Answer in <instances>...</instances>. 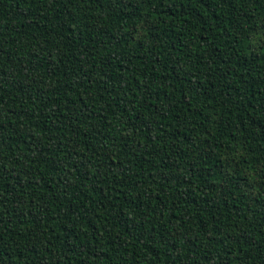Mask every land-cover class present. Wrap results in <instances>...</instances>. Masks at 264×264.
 <instances>
[{"label":"trees","instance_id":"trees-1","mask_svg":"<svg viewBox=\"0 0 264 264\" xmlns=\"http://www.w3.org/2000/svg\"><path fill=\"white\" fill-rule=\"evenodd\" d=\"M0 264H264V0H0Z\"/></svg>","mask_w":264,"mask_h":264}]
</instances>
